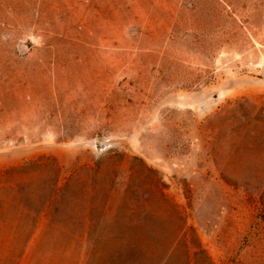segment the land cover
Returning a JSON list of instances; mask_svg holds the SVG:
<instances>
[{
  "label": "rangeland",
  "instance_id": "1",
  "mask_svg": "<svg viewBox=\"0 0 264 264\" xmlns=\"http://www.w3.org/2000/svg\"><path fill=\"white\" fill-rule=\"evenodd\" d=\"M138 1L117 79L91 78L103 46H55L54 89L8 73L0 264H264V0H167L154 32Z\"/></svg>",
  "mask_w": 264,
  "mask_h": 264
},
{
  "label": "crops",
  "instance_id": "2",
  "mask_svg": "<svg viewBox=\"0 0 264 264\" xmlns=\"http://www.w3.org/2000/svg\"><path fill=\"white\" fill-rule=\"evenodd\" d=\"M141 2L142 0H139L138 4ZM131 3H134L133 0H122L120 3L119 0H13V6L1 4L0 10L3 15L0 17V45L31 39L35 47L30 54L23 57L7 54L4 49H0V89H6L5 79L8 73L22 79L30 78L28 84L23 83L24 89L26 85L28 89H54L55 71H61V67L57 68L58 62L53 54L58 44L106 47L105 52L109 53L110 58L101 62V67H95L96 72L91 78L117 79L118 52L132 51L126 43L119 42V29L123 30L124 26L119 27L118 11L119 7L127 11ZM145 4L157 8L162 16L157 25L153 24L157 18L149 17L145 20L148 25H144V28L153 32L164 31L167 26V8L171 6V2L147 0ZM21 19L28 20V26L26 23L23 24ZM100 23L104 24L102 37L99 35ZM125 29L127 30L125 39H131L132 27L127 25ZM153 32H150V35L166 37L165 33L155 35ZM165 45L163 40L159 43L158 49L149 51L157 54L159 58ZM63 63L65 66L62 67V72L68 71L71 64L84 65L82 59L77 61L69 59ZM98 69L101 72H97ZM113 90L116 89H107L105 92L111 93Z\"/></svg>",
  "mask_w": 264,
  "mask_h": 264
}]
</instances>
